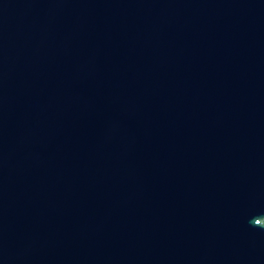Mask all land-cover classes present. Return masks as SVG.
I'll return each instance as SVG.
<instances>
[{"label": "water", "instance_id": "95a60500", "mask_svg": "<svg viewBox=\"0 0 264 264\" xmlns=\"http://www.w3.org/2000/svg\"><path fill=\"white\" fill-rule=\"evenodd\" d=\"M0 264H264V0H0Z\"/></svg>", "mask_w": 264, "mask_h": 264}, {"label": "snow or ice", "instance_id": "6c2138e0", "mask_svg": "<svg viewBox=\"0 0 264 264\" xmlns=\"http://www.w3.org/2000/svg\"><path fill=\"white\" fill-rule=\"evenodd\" d=\"M256 223H257V224H261V221H260V220H256Z\"/></svg>", "mask_w": 264, "mask_h": 264}]
</instances>
